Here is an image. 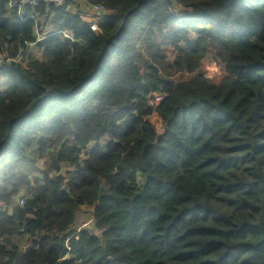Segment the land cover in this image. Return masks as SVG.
Segmentation results:
<instances>
[{
	"label": "trees",
	"instance_id": "16d2710c",
	"mask_svg": "<svg viewBox=\"0 0 264 264\" xmlns=\"http://www.w3.org/2000/svg\"><path fill=\"white\" fill-rule=\"evenodd\" d=\"M0 54V264H264V0L0 1Z\"/></svg>",
	"mask_w": 264,
	"mask_h": 264
},
{
	"label": "built area",
	"instance_id": "2783aa9c",
	"mask_svg": "<svg viewBox=\"0 0 264 264\" xmlns=\"http://www.w3.org/2000/svg\"><path fill=\"white\" fill-rule=\"evenodd\" d=\"M4 2L8 9L17 10L18 12H23L24 8L27 6L29 8H34L40 3L52 4L56 7H63L66 4V0H1ZM106 12L100 6H94L88 9L87 13H82L80 15V19L85 22L91 31H98L97 22L101 20L103 16H105ZM89 21H92L89 23ZM32 46V45H30ZM4 62H16L20 63V58H8L6 54L3 56L0 54V66ZM21 204V203H20Z\"/></svg>",
	"mask_w": 264,
	"mask_h": 264
},
{
	"label": "rangeland",
	"instance_id": "374dc122",
	"mask_svg": "<svg viewBox=\"0 0 264 264\" xmlns=\"http://www.w3.org/2000/svg\"><path fill=\"white\" fill-rule=\"evenodd\" d=\"M92 21H89L91 23ZM30 52L33 54H36L35 48L31 47ZM172 54H169V58L172 59ZM158 100L155 99V102ZM151 123L154 125L156 130L160 129V124L158 122V119L156 117H151L150 119ZM38 168L41 169V166L38 165ZM24 198L22 196L19 197V200ZM21 201V200H20ZM14 205V204H13ZM77 219L75 220L72 229L76 231V229H87L89 231H94L95 229V222L92 220V210L87 207L80 208L76 213Z\"/></svg>",
	"mask_w": 264,
	"mask_h": 264
},
{
	"label": "clouds",
	"instance_id": "9594fccd",
	"mask_svg": "<svg viewBox=\"0 0 264 264\" xmlns=\"http://www.w3.org/2000/svg\"><path fill=\"white\" fill-rule=\"evenodd\" d=\"M80 230V229H79ZM83 230H86V229H83Z\"/></svg>",
	"mask_w": 264,
	"mask_h": 264
},
{
	"label": "bare ground",
	"instance_id": "6f19581e",
	"mask_svg": "<svg viewBox=\"0 0 264 264\" xmlns=\"http://www.w3.org/2000/svg\"><path fill=\"white\" fill-rule=\"evenodd\" d=\"M1 1V0H0Z\"/></svg>",
	"mask_w": 264,
	"mask_h": 264
}]
</instances>
